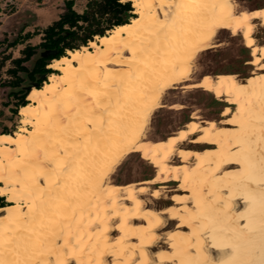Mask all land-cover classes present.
Returning <instances> with one entry per match:
<instances>
[{
  "label": "bare ground",
  "instance_id": "obj_1",
  "mask_svg": "<svg viewBox=\"0 0 264 264\" xmlns=\"http://www.w3.org/2000/svg\"><path fill=\"white\" fill-rule=\"evenodd\" d=\"M129 1L133 8L137 4L143 7L133 10L135 16L127 23L115 25L105 34L95 35L87 45L67 49L65 55L52 59L48 67L59 72L49 73L40 87L30 89L27 103L19 108L21 125L18 130L0 132V176L7 177L6 181L0 179V190L9 202L0 206V259L11 264H25L32 253L41 250V245L47 249L58 236L60 243L68 237L70 229L65 216H70V211L53 220L43 215L41 208L55 205L56 196L66 195L68 188L75 187L76 176L80 174L77 148L83 153L90 135L89 120L98 128L100 113L106 107L114 113V121L128 115L124 105L134 83L133 77L138 78V70L145 67L150 70L158 50L160 55H168L170 46H175L180 39H190L192 44L183 50V56L186 62L190 60L194 64L200 52L217 45L214 39L221 30L228 29L232 35H237L223 24L212 26L206 10L198 7L221 0ZM224 2L233 5L234 16L240 12L249 14L247 23L251 31L247 39L252 43L248 44L245 39L247 46L264 48V43L254 36L256 24L264 26V16L251 15L264 13V5L256 9L244 6L237 12L235 0ZM161 3L163 8L150 7ZM170 6L173 14L166 16ZM226 11L218 10V18ZM238 32L243 35V30ZM73 57L76 58L74 68L70 66ZM56 64L61 66L53 67ZM77 71L80 78L95 87L74 98L72 106L67 103L62 106L65 114L71 112L76 117L72 128L77 131L69 134L71 139L66 135L62 140L54 137L53 142L60 145L59 164H69V171L62 172L57 167L44 175L36 169L27 177L17 176V170L24 166L23 160L17 159L23 156V130L28 129L29 137L32 135L38 110L40 130H43L45 111H55L57 103L72 92L73 85L79 87ZM251 73L249 81L240 80L234 72L206 73L198 79L192 72L184 81H178L183 87H202L217 99L228 102L219 121L202 119L193 112L191 119L167 137L146 134L156 109L172 108V103L182 106L162 101L169 88L159 93L160 104L150 109L146 116L135 117V124L144 130L138 137L140 143L130 152L127 144L119 147L127 155L140 153L155 166V173L127 182L113 177L119 164L110 173L102 191L107 198V190L114 188L111 197L117 208L126 210L122 213L127 216L123 233L112 228L107 234L97 233L95 221L89 219V215L95 217V209H86L82 219L77 212V220L71 221V230L83 234L84 264L94 255L87 247L90 239L92 243L99 241L102 248L115 252L116 259L128 264L140 260L142 241L146 259H154L157 264H184L189 260L195 264L205 257L212 264H264V69L253 64ZM89 91L93 95L89 96ZM77 102L79 110L75 107ZM25 120L31 122L26 124ZM170 140L174 143L169 144ZM113 155L120 156V151H114ZM21 180L23 183L18 182ZM170 181L177 184L168 187ZM153 192L159 195H151ZM164 192L172 194L161 196ZM10 195L14 197L11 201ZM147 195L151 199H146ZM166 208L172 212H166ZM149 215L153 217L154 227L150 230L152 235L145 236L148 226L145 217ZM156 217L162 223L156 224Z\"/></svg>",
  "mask_w": 264,
  "mask_h": 264
},
{
  "label": "snow or ice",
  "instance_id": "obj_2",
  "mask_svg": "<svg viewBox=\"0 0 264 264\" xmlns=\"http://www.w3.org/2000/svg\"><path fill=\"white\" fill-rule=\"evenodd\" d=\"M141 7L143 5H134L133 10H139ZM150 7L163 8L164 5L163 3L159 6L152 4ZM176 7H180V5H176ZM198 7L206 10L212 26L218 23L228 26L237 34V38H239L238 30H243V37L248 44L252 43L250 39H247L251 31V27L247 23L249 19L247 12H240L239 15L234 16L231 12L233 5L224 2V0L219 3H204ZM218 10L227 11L224 16L218 18ZM172 14L170 6L165 15L169 16ZM251 15L264 16V13L254 12ZM191 44L192 41L190 39H180L175 46H170L171 51L168 55L162 56L159 50L157 51V59L152 63L150 70L148 67L138 70L140 75L138 78L133 77L134 83L126 95L124 107L128 115L122 116L118 121H114L112 119L114 113L110 112L109 108L106 107L104 112L100 113L98 128L94 127L93 120H89L87 127L90 130V135L84 144L83 153L79 147L77 148L76 155L79 158L80 174L76 176L75 187L68 188L66 195L62 193L56 196L55 200L57 203L55 205L41 208V213L53 220L57 216L70 211L71 215L65 216V220L69 222V235L64 239L63 243L59 242L60 237L58 236L50 248L45 249L41 245V250L32 253L30 261H26L25 264H84L82 255L85 248L81 247L83 234H78L76 231L71 230V221L77 220V212L81 214L82 219L86 209H95V217L89 215V219L95 221L94 226L97 233L107 234L109 228L118 230L121 233L124 232L127 216L122 215V213L126 212V210L117 208L115 200L111 197V192L115 191L114 188L107 190V198H105V192L102 190L105 189V184L115 166L117 164L122 166L132 159L119 146L127 144L130 152L140 143L138 137L143 134L144 130L135 124V117L137 115L146 116L150 109L160 104L159 93L165 88H179L180 83L178 81H184L186 77L195 71L194 64L190 60L186 62V58L183 56V50ZM249 52L252 58L249 60L250 64H256L261 69H264V48L249 49ZM75 59L73 57L70 64L73 68L75 67ZM60 66V64H56L53 67L59 68ZM75 75L80 78L78 71ZM201 75L203 74L201 73ZM204 79L207 80L208 77L205 76ZM93 87L95 86L86 79L80 78L79 87L73 85L72 92L69 93L65 100L57 103L55 111H45L46 123L43 126V130H40L41 122L38 110L32 135L29 137L28 129H24L22 132L25 136L22 146L23 156H18L17 159H22L24 166L17 170V176L23 175L27 177L29 172L36 169H39L44 175H47L49 171H55L57 167L62 172L69 171V164H59L61 157L60 145L53 142L54 137L62 140L67 135L71 139L72 137L69 134L77 131L72 128L76 117L71 112L65 114L66 110L62 106L65 103L72 106L74 98L80 97L82 92ZM91 95L93 93L89 91V96ZM171 106L175 108L178 105L172 103ZM75 107L79 110L78 102ZM29 122L31 121L25 120L26 124ZM182 137L183 133H181ZM168 143L172 144L174 141L170 140ZM89 147L91 148L90 151H88ZM114 151H120V156H114ZM0 179L6 181L7 177L0 176ZM18 182L23 183V180ZM57 183L59 184V181ZM140 191L143 192L144 189L141 188ZM3 194L4 191L0 190V195ZM151 195L158 196L159 193L153 192ZM8 199L11 201L14 197L10 195ZM137 206H139V202H137ZM165 211L171 213L172 209L166 208ZM145 219L148 220V226L144 234L145 236H151L150 230L154 227L153 217L149 215ZM60 222L63 223V221ZM155 223L159 224L162 221L159 217H156ZM61 235H63V231H61ZM87 247L89 251L94 253V255L89 256L88 264H128L125 260L116 259L117 254L115 252H109L106 248H102L99 241L92 243L90 239ZM139 255L140 260H132L131 264H157L154 259H146L147 253L143 250V241L141 242ZM0 264H11V262L0 259ZM184 264H193V261L189 260L184 262ZM195 264H212V262L205 257L203 261H195Z\"/></svg>",
  "mask_w": 264,
  "mask_h": 264
},
{
  "label": "rangeland",
  "instance_id": "obj_3",
  "mask_svg": "<svg viewBox=\"0 0 264 264\" xmlns=\"http://www.w3.org/2000/svg\"><path fill=\"white\" fill-rule=\"evenodd\" d=\"M86 1L74 0V8L81 12L85 8ZM235 1L238 3L237 12L244 6L256 9L264 5L263 0ZM63 10L64 0H0V132L14 133L21 125L20 107L17 113L11 111L16 99V96L12 94L15 88L9 82L12 78L7 71L12 65L11 59L21 55V49L25 45L37 44L41 40L43 29L56 20ZM254 36L258 41L264 42V26L256 24ZM214 42L217 45L200 52L194 59L193 77L198 79L206 73L234 72L240 80L249 81L253 75L251 73L253 64L249 63L252 59L249 52L251 48L247 46L243 35L237 38V35H232L231 30L224 29L218 33ZM40 50L36 49L31 59L24 63L28 68L32 67ZM52 69L59 72L55 68ZM20 74L23 75L22 72ZM162 101L164 103L176 102L182 106L175 108L161 106L153 112L146 128V134H151L156 138L167 137L178 131L186 121L191 119L193 112L202 119L219 121L228 103L217 99L211 91L202 87L187 88L182 85L179 88L168 89ZM129 156L132 159L122 166L119 165L113 177H117L120 182H127L154 175L155 166L144 159L140 153ZM176 184V181L167 183L168 187ZM167 194L171 195L172 192H167ZM167 194L164 192L161 196ZM145 198L151 199V196L147 195ZM5 201L9 203L6 196Z\"/></svg>",
  "mask_w": 264,
  "mask_h": 264
},
{
  "label": "trees",
  "instance_id": "obj_4",
  "mask_svg": "<svg viewBox=\"0 0 264 264\" xmlns=\"http://www.w3.org/2000/svg\"><path fill=\"white\" fill-rule=\"evenodd\" d=\"M132 16L135 13L129 0H87L81 12L74 8V0H64V10L43 29L41 40L25 45L21 55L11 59L12 65L7 71L12 78L9 82L15 88L12 94L16 96L12 113H17L18 108L27 103V95L33 86L40 87L48 74L55 71L48 67L52 59L65 55L67 49L87 45L95 35H103L113 26L127 23ZM38 48L41 50L32 67L28 68L24 63ZM43 51H46L44 55L41 54ZM5 204V196L0 195V206Z\"/></svg>",
  "mask_w": 264,
  "mask_h": 264
},
{
  "label": "water",
  "instance_id": "obj_5",
  "mask_svg": "<svg viewBox=\"0 0 264 264\" xmlns=\"http://www.w3.org/2000/svg\"><path fill=\"white\" fill-rule=\"evenodd\" d=\"M46 53V51H43L41 54L44 55Z\"/></svg>",
  "mask_w": 264,
  "mask_h": 264
}]
</instances>
